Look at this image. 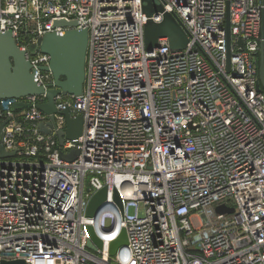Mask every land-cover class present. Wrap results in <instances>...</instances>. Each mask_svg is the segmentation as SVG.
<instances>
[{
  "label": "built area",
  "instance_id": "obj_1",
  "mask_svg": "<svg viewBox=\"0 0 264 264\" xmlns=\"http://www.w3.org/2000/svg\"><path fill=\"white\" fill-rule=\"evenodd\" d=\"M157 1L148 18L141 0H0V33L45 91L49 57L30 47L68 30L55 21L88 36L82 95L59 94L52 120L46 95L0 102V263L264 264V0ZM163 14L188 42L147 52L144 26ZM64 111L83 129L60 145ZM103 188L106 206L85 217Z\"/></svg>",
  "mask_w": 264,
  "mask_h": 264
},
{
  "label": "water",
  "instance_id": "obj_2",
  "mask_svg": "<svg viewBox=\"0 0 264 264\" xmlns=\"http://www.w3.org/2000/svg\"><path fill=\"white\" fill-rule=\"evenodd\" d=\"M143 13L150 18L156 13H162V7L157 0H141ZM76 22L55 21L52 30L57 28H68L62 35L57 33H48L40 38L37 43L30 47V53L40 52L49 57V65L45 71L52 74L55 90L45 91L38 86L34 80V74L31 72V66L25 58V52L21 51L15 44L10 32L0 33V102L4 100H18L20 98L46 95V102L38 106V109L49 116L55 114L54 100L59 95H68L78 98L82 95L84 79L86 52L88 36L86 29H75ZM160 39H167L169 48L172 51L183 50L187 44V36L177 21L170 14H163L160 23H154L148 20L144 26V44L145 50L151 52L158 47ZM229 40V33H228ZM259 82L264 90V63L263 56L260 55L259 62ZM17 108L23 107L17 104ZM63 116L66 120V130L57 134L60 145L64 140L77 139L83 129V120L81 117L71 119L69 112L64 111ZM39 130L45 134L49 130L44 125H39ZM1 156H7L3 149H0ZM78 155L77 151L70 154L61 155L65 161H73ZM107 189L96 192L88 202L85 217L93 219L98 216L100 210L106 206ZM113 201L119 210L123 211L120 197L116 192L113 193ZM217 214H232L233 210L224 206L215 209ZM91 242L99 249L102 248L101 240L96 236L93 227L86 228ZM124 235L117 241L110 244V255L115 254L119 245H125ZM0 264H25L23 260L3 261Z\"/></svg>",
  "mask_w": 264,
  "mask_h": 264
},
{
  "label": "rangeland",
  "instance_id": "obj_3",
  "mask_svg": "<svg viewBox=\"0 0 264 264\" xmlns=\"http://www.w3.org/2000/svg\"><path fill=\"white\" fill-rule=\"evenodd\" d=\"M130 214H133V210L131 209L130 210ZM143 215V212H142V209H140V216H142Z\"/></svg>",
  "mask_w": 264,
  "mask_h": 264
}]
</instances>
